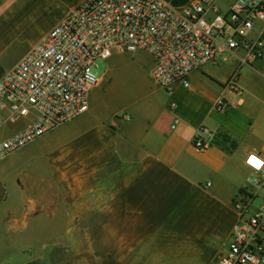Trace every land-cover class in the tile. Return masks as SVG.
<instances>
[{
    "label": "crops",
    "instance_id": "crops-1",
    "mask_svg": "<svg viewBox=\"0 0 264 264\" xmlns=\"http://www.w3.org/2000/svg\"><path fill=\"white\" fill-rule=\"evenodd\" d=\"M62 1L0 0V56L19 49L0 76L82 0ZM263 29L256 20L248 36ZM242 55L192 71L171 94L150 77L148 53L105 59L85 112L0 161V264H216L237 220L231 201L257 175L245 157L264 159V56L241 64ZM234 72L239 92L226 86ZM202 125L213 138L197 150ZM208 234L216 246L203 245Z\"/></svg>",
    "mask_w": 264,
    "mask_h": 264
},
{
    "label": "built area",
    "instance_id": "built-area-1",
    "mask_svg": "<svg viewBox=\"0 0 264 264\" xmlns=\"http://www.w3.org/2000/svg\"><path fill=\"white\" fill-rule=\"evenodd\" d=\"M256 20H264V0H190L181 7L170 0H82L0 76V130L32 115L25 127L0 138V160L88 109L89 91L99 83L97 59L144 51L152 58L153 82L171 94L177 85L189 86L192 71L225 53L242 50L241 64L262 58L264 29L248 36ZM236 79L234 72L226 86L239 92ZM214 107L222 112L228 105L219 97ZM212 138L202 125L191 142L203 150ZM245 162L257 174L248 178L255 189L233 197L237 220L216 264H264V195L255 204L264 193V159L251 152Z\"/></svg>",
    "mask_w": 264,
    "mask_h": 264
},
{
    "label": "rangeland",
    "instance_id": "rangeland-1",
    "mask_svg": "<svg viewBox=\"0 0 264 264\" xmlns=\"http://www.w3.org/2000/svg\"><path fill=\"white\" fill-rule=\"evenodd\" d=\"M78 0H63L62 1V5H63V8H67L68 6H70L71 4L77 2ZM80 1V0H79ZM78 1V3H79ZM183 1V0H181ZM184 1H187V0H184ZM81 2V1H80ZM171 4L174 6L175 5V2L174 0H171ZM18 47L17 45H12L8 48V50H6L1 56H0V61L2 63H10L11 61L14 60V57L16 56L17 52H18ZM96 64H97V68H93V70L97 73V74H100L105 66H104V60L102 59H97L96 60ZM21 149V148H20ZM19 149L10 153L9 155H7L5 158H3L2 160L4 159H10L11 157H14L13 155L14 154H18L19 153ZM1 161V160H0ZM19 164L22 165V167L24 168V165L26 164L25 160L23 159V157H21L20 161L18 162ZM247 188L248 190H254V186L249 183V185H247ZM264 195V193H259L258 197L255 199V204H257L260 199L262 198V196ZM220 238V236H219ZM220 239H218V235H211V234H208L207 237H203L202 238V242H203V245H206V246H216L218 243H219Z\"/></svg>",
    "mask_w": 264,
    "mask_h": 264
},
{
    "label": "snow or ice",
    "instance_id": "snow-or-ice-1",
    "mask_svg": "<svg viewBox=\"0 0 264 264\" xmlns=\"http://www.w3.org/2000/svg\"><path fill=\"white\" fill-rule=\"evenodd\" d=\"M250 163L254 164L256 167H260V161H258L255 157L250 158Z\"/></svg>",
    "mask_w": 264,
    "mask_h": 264
}]
</instances>
